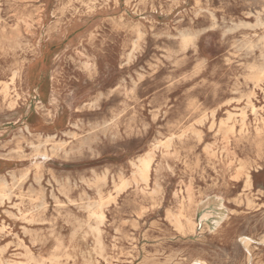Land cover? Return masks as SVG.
<instances>
[{
    "label": "rangeland",
    "instance_id": "rangeland-1",
    "mask_svg": "<svg viewBox=\"0 0 264 264\" xmlns=\"http://www.w3.org/2000/svg\"><path fill=\"white\" fill-rule=\"evenodd\" d=\"M263 238L264 0H0V264H264Z\"/></svg>",
    "mask_w": 264,
    "mask_h": 264
},
{
    "label": "bare ground",
    "instance_id": "bare-ground-1",
    "mask_svg": "<svg viewBox=\"0 0 264 264\" xmlns=\"http://www.w3.org/2000/svg\"><path fill=\"white\" fill-rule=\"evenodd\" d=\"M139 46V45H138ZM16 75V74H15ZM258 80H260V79H258ZM251 108H252V110H253V112H256V107L251 103ZM207 114H208V112H207ZM205 115V114H204ZM242 116H243V120L245 119V117H246V114L245 113H243L242 114ZM203 118H204V116H203ZM213 122V121H212ZM244 128V127H243ZM188 130V129H187ZM76 134V133H75ZM181 135V134H180ZM170 138V137H169ZM167 140H168V138H167ZM166 140V141H167ZM70 142V141H69ZM161 144L162 143H164V142H160ZM48 144V143H47ZM65 145H67V144H65ZM155 147V146H154ZM166 149H169V148H166ZM152 153V152H151ZM139 163H140V167H139V174H140V177L145 181V182H148V179H149V174H150V171H151V167H152V158L150 157V156H148V157H146V158H142V159H139ZM40 166V165H39ZM239 169V168H238ZM236 176H237V174H236ZM137 179V178H136ZM124 181V180H123ZM248 181H249V177H248ZM126 183L124 182V185H125ZM120 185H122L123 186V184H120ZM119 188V187H118ZM128 188V187H127ZM122 189V188H121ZM215 197V196H214ZM109 199V198H108ZM221 200V199H220ZM107 201V200H106ZM105 201V202H106ZM66 205V204H65ZM63 206V205H62ZM200 208V207H199ZM222 208V207H221ZM101 218L102 217H105V216H103V214H101V216H100ZM219 222V221H218ZM96 227V226H95ZM209 227V226H208ZM94 228V227H93ZM90 229H91V227H90ZM96 229V228H95ZM210 229V228H209ZM93 230V229H92ZM96 231V230H95ZM99 241V240H98ZM263 241H264V238H263ZM10 243V242H9ZM242 243H243V245H244V247L245 248H249L250 249V245L251 244H253V243H255V241L252 239V238H249V237H244L243 239H242ZM260 243V242H259ZM103 244V243H102ZM103 247V246H102ZM95 248V247H94ZM97 248H99V247H97ZM102 250V249H101ZM93 251H95V250H93ZM90 252V251H89ZM90 255V254H89ZM52 257V256H51ZM59 257V256H58ZM99 262V261H98ZM97 262V263H98ZM201 262V261H200ZM194 264H205L204 262H201V263H194Z\"/></svg>",
    "mask_w": 264,
    "mask_h": 264
}]
</instances>
